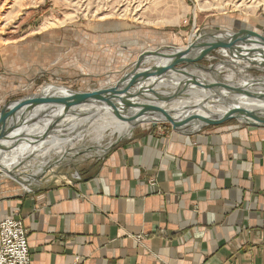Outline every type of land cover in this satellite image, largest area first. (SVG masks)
Segmentation results:
<instances>
[{"label":"crops","instance_id":"1","mask_svg":"<svg viewBox=\"0 0 264 264\" xmlns=\"http://www.w3.org/2000/svg\"><path fill=\"white\" fill-rule=\"evenodd\" d=\"M21 78L0 80V111L24 98ZM9 186L0 222H24L31 264H264L263 128L141 125L67 173Z\"/></svg>","mask_w":264,"mask_h":264},{"label":"rangeland","instance_id":"2","mask_svg":"<svg viewBox=\"0 0 264 264\" xmlns=\"http://www.w3.org/2000/svg\"><path fill=\"white\" fill-rule=\"evenodd\" d=\"M263 1L0 0V80L11 87L10 79L22 77L21 84L25 89L15 93L16 98L43 91L47 96L53 93L55 87L73 92L93 91L102 85L116 83L132 69L145 51L174 44H181L183 48L193 44L194 47V43L203 35H222L242 30L264 37ZM231 61L230 56L223 57L217 51L200 64L209 67ZM154 63L150 62L143 69ZM230 70L235 72V81L241 80L243 74L238 73L239 68ZM194 72L190 71L195 75ZM223 72L221 78L216 79L217 82H223L224 76L229 73ZM246 72L254 79L264 78V73L256 69ZM204 74L210 82L211 78L214 79L212 73ZM77 135H82L84 142H74L70 146L74 150L81 148L84 154L59 165V172L67 173L87 158H95L98 146L110 148L128 138L120 139L122 134L108 131L94 141L95 133L86 122H81L70 137ZM91 147L94 148L86 151ZM39 156L42 157L35 153L18 166L21 171L33 164L25 178L0 174V187L7 184L12 191L23 188L30 190L19 181L26 183L32 176V179H36L46 170V165L37 166L43 161ZM51 159L57 160L58 156L52 154ZM16 172L13 171V175ZM37 185L39 183L32 184L31 189ZM6 196L0 192V199Z\"/></svg>","mask_w":264,"mask_h":264},{"label":"water","instance_id":"3","mask_svg":"<svg viewBox=\"0 0 264 264\" xmlns=\"http://www.w3.org/2000/svg\"><path fill=\"white\" fill-rule=\"evenodd\" d=\"M192 45L143 52L132 69L113 85L89 92H73L67 88L66 94L58 92L44 96L41 92L11 103L0 111V159L16 155L24 145L37 149L39 145L47 147L57 140L65 142L69 139L71 142L74 139L70 137L74 133L70 132L73 125L105 113L121 120L130 133L141 125L155 127L158 124H167L175 133L186 136L226 122L264 129V92L255 91L264 87V81L255 79L247 90L240 86L231 87L224 80L212 83L190 73L191 70L213 73L215 65L205 67L200 62L222 50L230 54L232 61L247 63L246 70L256 69L264 73V37L242 30L203 35L194 47ZM150 60L156 65L143 69ZM178 77L181 81L175 80ZM169 80L178 81V87L171 95L165 96L160 88ZM197 90L202 94V91L209 92L213 97H206L198 104L177 105L186 97L195 95ZM221 91L236 99L224 102L231 107L230 110L217 113L214 108L222 105ZM240 98L253 100L257 105L233 108V104L241 103ZM36 149L30 156L37 153ZM82 155L79 152L77 156Z\"/></svg>","mask_w":264,"mask_h":264},{"label":"bare ground","instance_id":"4","mask_svg":"<svg viewBox=\"0 0 264 264\" xmlns=\"http://www.w3.org/2000/svg\"><path fill=\"white\" fill-rule=\"evenodd\" d=\"M220 53L222 54L223 57H228L229 58V53L227 51H223L222 50ZM150 62H151V60L149 61V63ZM226 63H229V64L230 63H234V64H231L232 65V67H231L232 70H235V68H239L238 73L239 74H243L242 78H241V81H235V72L230 70L231 68L229 67V65L226 66V64H224L225 65L224 66L223 64H220V65L215 67V70L212 73L214 75V79L211 78L212 79L211 82L212 83H217L216 79L221 78V74L224 73L223 71H229V73L227 75H225L224 79H223L227 85H229L231 87L240 86V87L246 88L247 90H250L249 86L251 85V83L255 79L253 77H251L250 75H248L247 72H246L247 71L246 69L249 67V65L246 64L245 62H242V63H245L243 65V64H240L237 61H231V62H226ZM194 74H195V76L210 82V80H207V77H206V75L203 72L195 71ZM256 80L257 81H264V79H256ZM174 82L175 83H173V85H172L173 87L172 88L176 89L178 87V81H174ZM100 88H102V87H100ZM255 91H257L258 93H263L264 92V87L263 88H256ZM58 92L66 94L67 91L63 87H55L53 93L49 94V95H53V94L58 93ZM202 92H203V94L200 93V91L197 90V93L195 92L194 93L195 95L191 96V97H194V98L187 99V101L184 102L183 104H185V105H188L190 103L198 104L201 101H205L206 97H213V96H211L213 94H211L209 92H204V91H202ZM219 96L221 97L222 105L221 104L217 105L214 108V111L219 113V112L230 110L231 107L229 105H226V103H224V102L232 100L235 97L231 96V95H228V93L226 91H221L219 93ZM240 102H241L240 104H233L232 105L233 108H236V107H250V106H253V104L257 105V103L254 102L253 100L245 99V98L244 99L240 98ZM86 123L90 124V126L92 127L93 133H95L94 141H96V139L98 140V138H102L105 135V132H108V131H112V134H116V133L122 134V136H120L119 138H123V137L128 136V134L130 132V129L121 120H119L115 116H111V115L106 114V113L105 114H101L99 116H96L93 119H90ZM78 128H79V124H75V125H73V127H71L70 132L73 133V132H75L74 130L75 129L77 130ZM82 137H83L82 135H77V136L73 137L74 139L71 142H70L69 139H68V141H65V142H60V141L57 140V141H54L51 145H49L47 147H42V146L39 145L37 149L36 148H31L30 149L27 145L21 146L19 148V150H18L16 155H13V156H11L10 158H8L6 160H4L2 158L0 159V174H2V175L10 174L11 176H14L15 178L20 177V176L25 178L24 175L26 174L27 171L31 172L33 164L27 165L25 167V170H21V171L18 169V166L21 165L26 159H28V157L32 153H34V149H36V150H38L36 154L42 155V157L41 156H39V157H41L42 160H43L37 166L46 165L47 168H49L50 165H52V164L54 166H52L51 167L52 169H50V170L45 168L46 170H44V172L41 175L39 174V176L36 179L35 178L32 179L33 176L32 177L30 176L31 179L27 180L26 183L24 181H22V180H20V181L18 180L21 184H24L27 189H31V185L32 184L39 183V182L43 181V179H45L47 176H50V175L54 174L55 173V168H57L60 165V163L62 164L66 160L71 161V160H73V158L81 157V156H77L79 154V152H81V148L78 149V150H74V148L72 146H70V144H72L74 142H76V144H78V143L81 144L82 142H84V140H82ZM76 138H79V139H76ZM99 144H101V143H99ZM66 146H68V148H66ZM40 147H42V148H40ZM93 148L94 147H91V150ZM97 149H98L97 154L101 155V154L105 153L108 148H105L103 146H101V147L98 146ZM81 153H83V152H81ZM52 154L57 155L58 159L53 161L51 159V155ZM56 161H57V164H56ZM37 166L35 167L36 169L38 168ZM13 171H15V172L17 171V172H20L22 174L16 172L15 173L16 175H13ZM42 176H44V177L41 178ZM3 177L8 178V176H3Z\"/></svg>","mask_w":264,"mask_h":264},{"label":"built area","instance_id":"5","mask_svg":"<svg viewBox=\"0 0 264 264\" xmlns=\"http://www.w3.org/2000/svg\"><path fill=\"white\" fill-rule=\"evenodd\" d=\"M31 263L28 231L24 222L15 217L4 219L0 222V264Z\"/></svg>","mask_w":264,"mask_h":264}]
</instances>
